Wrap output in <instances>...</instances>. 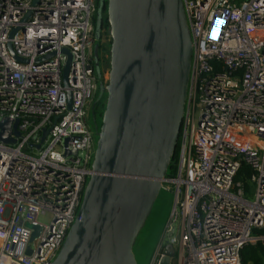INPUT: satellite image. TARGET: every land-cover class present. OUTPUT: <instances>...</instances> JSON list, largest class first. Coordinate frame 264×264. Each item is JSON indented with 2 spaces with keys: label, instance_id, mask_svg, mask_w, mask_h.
Masks as SVG:
<instances>
[{
  "label": "built area",
  "instance_id": "2783aa9c",
  "mask_svg": "<svg viewBox=\"0 0 264 264\" xmlns=\"http://www.w3.org/2000/svg\"><path fill=\"white\" fill-rule=\"evenodd\" d=\"M33 1L0 0V122H17L13 143L0 142V264L53 262L94 152L85 118L99 80L98 0ZM180 1L189 71L176 161L161 183L173 205L149 264L166 245L168 264H240L242 247L264 243L253 233L264 229V0Z\"/></svg>",
  "mask_w": 264,
  "mask_h": 264
},
{
  "label": "water",
  "instance_id": "95a60500",
  "mask_svg": "<svg viewBox=\"0 0 264 264\" xmlns=\"http://www.w3.org/2000/svg\"><path fill=\"white\" fill-rule=\"evenodd\" d=\"M104 1L111 38L104 111L91 175L51 264H135L132 246L162 188L183 115L191 44L181 1L98 0L95 42ZM61 53L65 83L71 58L66 50ZM95 54L96 45L93 67L99 79ZM16 124L0 122L1 143H13L9 133L17 136ZM32 230L29 241L37 233ZM172 256L166 245L160 264Z\"/></svg>",
  "mask_w": 264,
  "mask_h": 264
},
{
  "label": "rangeland",
  "instance_id": "374dc122",
  "mask_svg": "<svg viewBox=\"0 0 264 264\" xmlns=\"http://www.w3.org/2000/svg\"><path fill=\"white\" fill-rule=\"evenodd\" d=\"M103 17H106L107 19L106 5L104 7V4L101 7V18ZM110 43L111 38L109 36L108 28L101 26L100 37L97 42L94 41L93 45H96L95 57L98 62L100 78L97 81L96 91L92 102L88 106L87 117L85 118L87 127H89V130L93 132L91 153L95 148L101 117L105 106V88L108 82ZM99 85H101L100 94ZM172 205V192L161 188L152 204L148 216L134 240L132 254L135 264L150 263L157 245L163 235L164 228L169 220ZM47 221V216L38 217V222L40 223H46ZM173 226L175 227V224H173Z\"/></svg>",
  "mask_w": 264,
  "mask_h": 264
},
{
  "label": "trees",
  "instance_id": "16d2710c",
  "mask_svg": "<svg viewBox=\"0 0 264 264\" xmlns=\"http://www.w3.org/2000/svg\"><path fill=\"white\" fill-rule=\"evenodd\" d=\"M105 1H104V7H105ZM101 26L108 27V22L106 17L101 18ZM177 144L173 153V156L170 160V164L167 168V173L170 174L173 172V163L176 161V152H177ZM241 172H243L244 175L249 174V171L242 167ZM253 233L255 235H264V229L263 230H253ZM239 261L240 264H264V243L262 242H256L253 245H246L242 247L239 251Z\"/></svg>",
  "mask_w": 264,
  "mask_h": 264
},
{
  "label": "flooded vegetation",
  "instance_id": "af4514ba",
  "mask_svg": "<svg viewBox=\"0 0 264 264\" xmlns=\"http://www.w3.org/2000/svg\"><path fill=\"white\" fill-rule=\"evenodd\" d=\"M97 60V59H96ZM97 64H98V62H97ZM99 68V67H98Z\"/></svg>",
  "mask_w": 264,
  "mask_h": 264
}]
</instances>
